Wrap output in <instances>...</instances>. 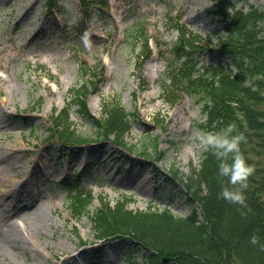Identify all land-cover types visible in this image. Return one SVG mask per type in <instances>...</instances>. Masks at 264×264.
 Wrapping results in <instances>:
<instances>
[{
	"label": "rangeland",
	"instance_id": "rangeland-1",
	"mask_svg": "<svg viewBox=\"0 0 264 264\" xmlns=\"http://www.w3.org/2000/svg\"><path fill=\"white\" fill-rule=\"evenodd\" d=\"M44 2L0 0V264H134L143 258L140 245L95 242L91 215L96 197L103 195L111 204L127 199L134 210L168 208L183 217L194 210L182 182L167 170L186 175L199 164L205 147L196 139V122L205 116L195 96L174 107L160 98L156 81L165 68L163 55L177 37L165 16L184 10L182 21L189 29L211 35L212 41L225 32V21L212 0H110V9L89 19L82 17L78 0H60L51 12ZM250 6L264 7V0H237V7ZM136 21L154 36L149 45L157 50L141 61L139 46L124 38ZM85 31L91 50L81 40ZM81 58L92 65L100 60L104 68V82L87 98L90 112L100 116L103 99L113 97L127 110L139 111V121L126 136L127 148L111 138H96L93 124L75 104L71 120L88 142L63 154L57 142L44 139L51 112L71 99V87L83 84ZM200 59L217 64L222 57L208 49ZM45 69L54 79L44 75ZM138 73L149 83L141 93L136 92ZM154 138L157 150L149 142ZM76 176L95 196L79 219L68 200ZM14 180L24 193H11ZM13 225L19 245L2 248Z\"/></svg>",
	"mask_w": 264,
	"mask_h": 264
},
{
	"label": "trees",
	"instance_id": "trees-1",
	"mask_svg": "<svg viewBox=\"0 0 264 264\" xmlns=\"http://www.w3.org/2000/svg\"><path fill=\"white\" fill-rule=\"evenodd\" d=\"M44 1L51 12L59 0ZM212 1L215 13L225 21V32L217 34L216 41H212L211 35L204 37L189 29L182 21L184 10L166 14V24L177 30V37L168 54L163 55L165 68L156 82L160 98L171 107L187 96L197 98L205 116L196 122L200 130L216 131L232 124L234 132L244 133L246 141L241 148L254 165L245 189L247 206L233 204L220 195L226 179L219 177L218 161L206 148L199 164L188 174L167 170L174 181L182 182L188 203L196 205L186 217L153 205L134 210L127 206V199L111 204L105 196L98 195V206L91 215L95 240H125L126 245H140L143 258L134 264H264V249L250 239L257 234L260 243H264V37H258L264 33V7L250 6L244 10L237 7V0ZM79 4L82 17L87 19L96 10L102 13L108 9L110 0H79ZM151 36L154 38L144 30L141 21L125 33V39L139 46L140 61L151 55ZM208 49L217 50L225 63L221 60L217 64H201L200 57ZM44 75L54 79L50 69H45ZM79 77L83 84L71 87V99L49 115L44 139L57 142L63 154L73 145L88 142L71 120L75 104L79 113L93 124L96 138H111L117 146L127 148L126 136L139 121V111L127 110L113 97L103 99L101 115H94L87 98L105 80L103 64L97 61L92 65L81 58ZM137 78L140 82L136 92L141 93L149 83L140 73ZM247 78L251 85L244 83ZM149 142L157 150V139ZM69 189L71 213L79 219L89 212L95 196L92 189L80 185L78 177ZM125 256L128 260L134 258L129 252Z\"/></svg>",
	"mask_w": 264,
	"mask_h": 264
},
{
	"label": "clouds",
	"instance_id": "clouds-1",
	"mask_svg": "<svg viewBox=\"0 0 264 264\" xmlns=\"http://www.w3.org/2000/svg\"><path fill=\"white\" fill-rule=\"evenodd\" d=\"M258 37H264V33H259ZM81 40L85 48L91 50L92 41L87 31L81 35ZM259 75L256 78H259ZM244 83L252 84L248 78ZM196 139L212 152L218 161L219 177L226 179V183L222 184L220 195L233 204L246 207L245 189L248 187V178L254 172V165L248 162L241 148L242 142L246 141L244 133L234 132V126L229 124L216 131L199 130ZM241 214L245 215L246 213L242 212ZM250 239L252 244H259L264 249V243H260L259 235L253 234Z\"/></svg>",
	"mask_w": 264,
	"mask_h": 264
},
{
	"label": "bare ground",
	"instance_id": "bare-ground-1",
	"mask_svg": "<svg viewBox=\"0 0 264 264\" xmlns=\"http://www.w3.org/2000/svg\"><path fill=\"white\" fill-rule=\"evenodd\" d=\"M20 182L17 181H11L9 182V185L12 186L13 188H10L11 193H13L14 195H19L21 193H24V191L18 187ZM14 226H12L11 231L5 235L3 237V239L1 240V247L2 248H6L7 247H11L14 245H19V234L16 233V231L14 230ZM4 244V245H3Z\"/></svg>",
	"mask_w": 264,
	"mask_h": 264
}]
</instances>
